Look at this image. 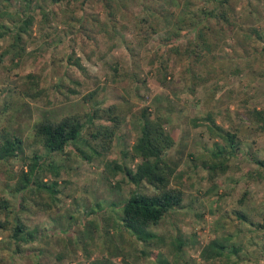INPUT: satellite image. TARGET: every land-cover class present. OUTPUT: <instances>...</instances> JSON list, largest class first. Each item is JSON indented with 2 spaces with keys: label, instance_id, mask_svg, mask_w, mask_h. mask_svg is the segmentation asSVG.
<instances>
[{
  "label": "rangeland",
  "instance_id": "rangeland-1",
  "mask_svg": "<svg viewBox=\"0 0 264 264\" xmlns=\"http://www.w3.org/2000/svg\"><path fill=\"white\" fill-rule=\"evenodd\" d=\"M141 1L130 0L131 7H125L126 14L136 15ZM162 1L169 9H180L172 0ZM202 1L194 0V4L200 5ZM249 1L253 5L256 0H230L229 6L234 15H239L243 5H248ZM48 2L41 1V4L44 7ZM92 6L88 0L84 13L89 15L96 10L99 21L104 20V11L92 9ZM52 9L58 13L62 10L60 6ZM243 19L241 28L223 41L218 56L205 57L190 74H183L184 65L175 64L164 83L157 79V63H152L153 51L164 36L162 31L154 35L148 44L139 47L135 43L130 44L131 28L123 31L116 28L111 31L115 34V44L109 50L111 34L105 32L97 33L92 29L84 32L52 22L40 26L36 23L31 27L26 47L29 55L25 54L22 64L18 68L7 69L9 56L0 62V129L7 127L15 131L24 139L28 155L37 153L42 157L45 169L43 179L57 180L58 192L50 212L40 210L30 215L26 210L21 214L30 228L37 227L35 245L40 254L14 258V264H29L36 259L56 264L55 255L59 252L65 254L61 264H122L123 259L132 264H227L223 261L225 258L206 261L201 256L209 238L224 235L230 236L229 249L242 246L240 264H264V253L260 254V234L255 233L250 223L261 219L264 177L249 178L248 172L257 165L247 156L250 153L264 158V133L245 129V113L240 103L249 98L247 106L264 109V74H261L264 55L249 52L252 57H247L242 43L244 32L250 31V25L261 32L264 42V10L258 18L253 15L250 19L248 16ZM191 36L190 32L182 34L174 43L184 47L186 39ZM10 41V38L0 41V52L9 47ZM166 47V44H160L159 50ZM71 48L82 58L86 73L66 65V54ZM246 63L253 68H248ZM214 65H220L222 69L210 74L207 82L199 85L191 82L192 76L195 80L206 77ZM235 67L240 68L237 74L232 73ZM29 72L39 76L38 85H31L28 90L29 94L35 93L34 97L26 94L25 81ZM115 72L119 74L116 80L112 76ZM132 77L136 78V82ZM76 81L81 83L77 88L83 93L95 88L98 81V90L90 102H84L81 94L64 95L65 88L57 85H70V82ZM96 103L101 106L116 103L123 110L122 124L105 161L95 157L87 162L74 152H69L68 158L62 154L47 153L29 138L36 121L44 117L58 119L72 112L82 113ZM143 105L166 118V126L175 142L171 155L179 158V153L184 152L172 180L184 191V207L172 210L157 226L150 228L156 235L150 242L137 240L123 228L120 229L121 209L116 205L123 202L135 186L123 181L118 188H112L110 184L121 176L109 178L104 168L107 160L134 166L130 149L139 134V126L133 112ZM209 110L213 111L216 123L229 129L236 127L243 138L237 157L231 160L233 169L211 181L205 178L203 171L189 168L188 156L189 152L212 148L214 139L198 122L205 118ZM72 147L68 149L71 151ZM20 166V162L16 161L9 166L0 164V191L3 189L1 193L14 201L17 197L10 191L14 181L7 174L8 171L19 170ZM54 166L58 167L57 176H54V170L52 172ZM182 175L184 178H180ZM141 188L151 190L148 184ZM235 210L247 214L248 219L244 221L238 217ZM68 215L71 218L67 220ZM67 223L74 226L70 228L71 234L59 233L62 224ZM68 236L70 242L66 244ZM177 237L183 240L179 250L176 249ZM1 254L0 259L4 257ZM231 260L235 261L237 257L231 255Z\"/></svg>",
  "mask_w": 264,
  "mask_h": 264
},
{
  "label": "trees",
  "instance_id": "trees-1",
  "mask_svg": "<svg viewBox=\"0 0 264 264\" xmlns=\"http://www.w3.org/2000/svg\"><path fill=\"white\" fill-rule=\"evenodd\" d=\"M41 1L49 2L43 7ZM87 1L0 0V41L6 38L11 39L9 47L0 52V62L4 57L9 56L10 63L7 69L18 68L22 64L25 54L29 55L26 49L27 41L31 35V27L36 23L40 26V24L52 22L55 25L80 29L84 32L92 29L97 33L111 34L109 35L111 39L109 50L115 44V34L111 31L116 28H121L122 31L131 28L130 44L135 43L139 47L148 44L154 35L162 31L164 36L160 39L158 48L153 51L152 63H157L155 67L157 79L164 83L166 76L171 75L170 69L175 64L184 65L183 74H190L195 65L203 61L205 57L218 56L221 53L223 41L232 37L241 28L245 20L243 17L248 16L250 19V16L254 15L258 18L264 10V0H256L253 5L249 1L248 5H243L242 13L239 15H234L229 6L230 0H203L200 5H195L194 0H172V3L180 8L179 10L169 9L162 0H142L138 5L140 11L136 15L129 14V16L126 14L125 7L130 6V0H89L93 5L92 9L104 11L105 19L99 21L98 11L94 10L89 15L84 13ZM52 4L54 5L50 7ZM55 6H60L62 10L58 13L52 9ZM189 32L192 36L186 39L184 47L179 43H174L179 41L182 34ZM170 42L173 44L170 45ZM124 43L128 46L126 42ZM242 43L247 57H252L249 52H259L260 56L264 55L262 34L255 26L250 25V31L244 32ZM160 44H166L167 47L159 50ZM65 63L67 66H74L81 73H86L82 58L72 48L66 54ZM246 65L249 66L248 68H253L249 63ZM219 69H222V66L214 65L206 77L195 80L192 76L191 82L194 85L203 84L208 81L210 74L217 73ZM239 72L238 67L232 70L234 74ZM261 72L264 74V70ZM118 75L116 72L113 73V79L116 80ZM26 79V94L34 97L35 93L29 94L28 90L31 85H38L39 76L29 72ZM132 80L136 82V78L132 77ZM79 84L81 85L77 81L64 86L57 83L58 87L65 88L64 95L81 94L84 102H90L98 90V81H96L95 88L85 93L77 88ZM248 100L249 98H245L240 102L245 113V118H243L245 129L264 133V109L247 106ZM122 112V107L116 103L107 106L96 103L87 107V110L82 113H67L58 119L44 117L34 123L29 138L32 142L40 144L47 153L62 154L68 158L69 152H74L76 156L79 155L87 162H91L95 157L103 158L105 161L106 153L110 151L114 136L122 124ZM133 117L139 126V134L130 149L134 166L130 167L115 160H107L104 168L109 178L121 176V180L118 179L110 184L112 188H118L119 183L123 181L135 186L128 197L116 205L121 209L118 224L121 226L120 229L123 228L137 240L150 242L156 237L150 228L157 226L172 210L184 207V191L172 183L184 152L179 153V158L171 155L170 151L175 142L166 126L167 120L157 112L154 114L149 106H138L133 112ZM214 117L213 111L209 110L205 118L197 120L206 128L210 138L214 139L212 148H202L196 153H188L189 168L203 171L205 178L209 181L233 169L231 160L237 157L243 141L236 127L225 128L216 123ZM72 145L70 151L68 148ZM247 156L252 163L257 165L254 170L248 172L249 178H263L264 158L250 153ZM41 160L42 157L37 153L27 154L24 139L15 131L7 127L0 129V164L9 166L12 161L21 164L19 170L8 171L7 174V177L14 181L10 191L16 195L17 199L11 200L1 193L3 189L0 191V252L4 255L0 259V264H14V258L23 259L25 256H39L40 254L39 248L35 245L37 227L30 228L21 214L26 210L30 215L40 210L50 212L57 199V180L43 179L45 169ZM53 170L54 176H57L58 167H52V172ZM180 178H184L183 175ZM145 184H148L151 190L141 188ZM234 213L244 221L248 219L247 214L240 210H235ZM70 218L71 216L68 215L67 220ZM250 223L254 226L255 233L260 234V254H263L264 209L261 212L260 221ZM72 227L74 226L68 223L67 225L62 224L58 232L71 234L70 228ZM229 239V235L209 238L201 250V256L206 261L225 258L223 261L227 264H240L239 253L243 248L237 245L229 249ZM176 241V249L179 250L183 240L177 237ZM69 242L68 236L66 244ZM231 255L236 256L237 260L232 261ZM64 257V253H57L55 260L58 263L56 264H61ZM121 263L132 264L124 259ZM29 264L47 263L36 259Z\"/></svg>",
  "mask_w": 264,
  "mask_h": 264
},
{
  "label": "crops",
  "instance_id": "crops-1",
  "mask_svg": "<svg viewBox=\"0 0 264 264\" xmlns=\"http://www.w3.org/2000/svg\"><path fill=\"white\" fill-rule=\"evenodd\" d=\"M118 260H119V258H118Z\"/></svg>",
  "mask_w": 264,
  "mask_h": 264
}]
</instances>
